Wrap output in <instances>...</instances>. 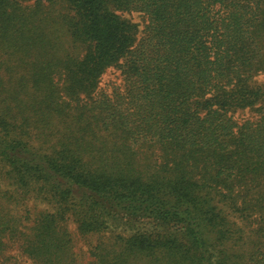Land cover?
I'll list each match as a JSON object with an SVG mask.
<instances>
[{
  "label": "trees",
  "instance_id": "1",
  "mask_svg": "<svg viewBox=\"0 0 264 264\" xmlns=\"http://www.w3.org/2000/svg\"><path fill=\"white\" fill-rule=\"evenodd\" d=\"M262 73L264 0H0V264H264Z\"/></svg>",
  "mask_w": 264,
  "mask_h": 264
},
{
  "label": "rangeland",
  "instance_id": "2",
  "mask_svg": "<svg viewBox=\"0 0 264 264\" xmlns=\"http://www.w3.org/2000/svg\"><path fill=\"white\" fill-rule=\"evenodd\" d=\"M119 14L126 19L131 20L138 25V38H144L145 28L148 23V19L139 12H119ZM259 83L264 82V73L256 77ZM124 84V78L121 75V71L117 68L109 69L102 77L100 82L101 90H106L107 93H111L115 86L122 87ZM254 113L250 109H245L237 114L239 119H245L253 116ZM29 208H31V219L35 211L40 209L39 203L29 202ZM73 238V252L76 257L77 264H89L92 261L90 255V249L98 242L97 236H82L78 233L76 225L69 221L66 224ZM1 262L3 264H32V261L27 258L17 243H10L7 251L4 253Z\"/></svg>",
  "mask_w": 264,
  "mask_h": 264
}]
</instances>
